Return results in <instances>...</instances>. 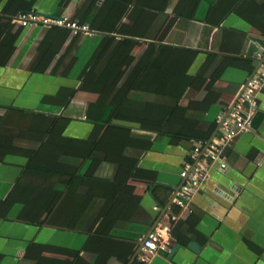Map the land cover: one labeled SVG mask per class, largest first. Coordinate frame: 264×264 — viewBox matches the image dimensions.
Masks as SVG:
<instances>
[{
	"label": "crops",
	"instance_id": "0c3cea01",
	"mask_svg": "<svg viewBox=\"0 0 264 264\" xmlns=\"http://www.w3.org/2000/svg\"><path fill=\"white\" fill-rule=\"evenodd\" d=\"M0 9V115L17 107L68 117L63 135L87 147L97 136L92 157L60 156L82 176L74 226L47 223L51 208L30 222L19 217L22 202L4 206L29 158L0 160V264H128L175 210L170 249L146 264H264V88L251 130L225 149L227 168L212 163L190 205L174 202L196 141L188 135L214 138L264 62V0H0ZM21 11L68 15L92 33L24 26L14 20ZM152 43L192 50L164 77L146 72ZM157 87L181 93L164 134L136 120L148 118L139 108L176 99ZM88 112L120 126L101 130Z\"/></svg>",
	"mask_w": 264,
	"mask_h": 264
},
{
	"label": "trees",
	"instance_id": "16d2710c",
	"mask_svg": "<svg viewBox=\"0 0 264 264\" xmlns=\"http://www.w3.org/2000/svg\"><path fill=\"white\" fill-rule=\"evenodd\" d=\"M52 28L64 29L58 26H53ZM191 50L188 47L152 43L147 51L155 52L148 59L149 66L145 65L146 72L158 71L160 73L161 70L164 77L170 76L172 75L171 72H173L172 69H174L170 67L177 60L178 63L176 64L180 65L188 57ZM158 72L155 73L158 74ZM190 78L186 76L187 83L190 81ZM168 89L157 87L153 90L163 98L164 94H167L171 98L176 97V99H172L168 103H164V100L161 103L153 102L147 107L145 106L137 110L139 114L146 113L148 118H137L136 120H139L138 122L143 127L158 130L161 134H164V131L171 132L169 125L174 124V122L171 118L168 121V117L181 95V93L174 95ZM118 106L122 109L125 105L121 103ZM118 106H116V109H118ZM114 113L112 115H116ZM95 116H91L88 112V118L96 123V127L101 128V130L115 129L120 126L112 123V116L111 118H97ZM69 121L70 119L65 116L17 107H10L4 115H0V160L5 159L8 154L16 153H22L29 158L24 174L17 180L4 204L8 208L14 202H22L24 207L19 217L23 220L39 222L50 208L52 211L47 217V223L74 226L75 222L71 221L75 218L77 219L79 216L69 215V207L72 209L79 205V200L72 199V194L76 192L80 185V178L82 176L76 174L70 166L66 165V168L61 167L62 161L59 160L62 154H72L79 160L92 157L93 145L96 143L97 136L94 138L95 143L88 147L74 142L69 137L63 135V131ZM17 138L35 143L36 146L19 147L15 144ZM188 138L203 141L208 140V136L200 135L197 132L191 133V135H188ZM57 148H59V152ZM88 192L90 193L89 198L85 197L88 199V202H91L93 194L97 192V187L93 182L89 184Z\"/></svg>",
	"mask_w": 264,
	"mask_h": 264
},
{
	"label": "built area",
	"instance_id": "2783aa9c",
	"mask_svg": "<svg viewBox=\"0 0 264 264\" xmlns=\"http://www.w3.org/2000/svg\"><path fill=\"white\" fill-rule=\"evenodd\" d=\"M14 20L24 26H58L69 30L73 34L81 32L92 33L89 23L80 22L68 15L48 16L35 11H27L14 16ZM263 88L264 62L247 79L242 91L237 95L229 114L218 117V134L210 140H196L194 142L190 155L191 159L184 163L180 173L183 182L174 198V202L179 208H186L190 205L194 194L200 190L208 177L212 163L219 162V167L222 170L227 168L225 149L232 144L239 134L251 130L252 117L257 107V98ZM179 213L178 211L170 213L168 221H160L154 229L142 237V246L137 255L139 264H146L150 257L158 251H168L170 249V233L173 223L179 218Z\"/></svg>",
	"mask_w": 264,
	"mask_h": 264
},
{
	"label": "water",
	"instance_id": "95a60500",
	"mask_svg": "<svg viewBox=\"0 0 264 264\" xmlns=\"http://www.w3.org/2000/svg\"><path fill=\"white\" fill-rule=\"evenodd\" d=\"M152 229H154V228H152ZM151 229V230H152ZM150 230V231H151ZM178 245V244H177ZM141 246H142V243L140 244V247L138 248V250H137V253L135 254V256H134V258H133V260L136 258V256L138 255V253H139V251H140V248H141ZM194 246V248H197V245H193ZM177 246H175L174 248H173V250L176 248ZM133 260L132 261H130V263H128V264H131L132 262H133Z\"/></svg>",
	"mask_w": 264,
	"mask_h": 264
}]
</instances>
